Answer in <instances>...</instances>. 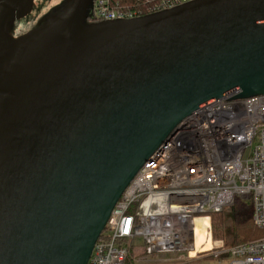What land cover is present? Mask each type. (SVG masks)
Instances as JSON below:
<instances>
[{"label": "water", "instance_id": "obj_1", "mask_svg": "<svg viewBox=\"0 0 264 264\" xmlns=\"http://www.w3.org/2000/svg\"><path fill=\"white\" fill-rule=\"evenodd\" d=\"M32 6L0 0V264H86L184 117L264 93V0H189L88 24L92 0H67L12 39Z\"/></svg>", "mask_w": 264, "mask_h": 264}, {"label": "built area", "instance_id": "obj_2", "mask_svg": "<svg viewBox=\"0 0 264 264\" xmlns=\"http://www.w3.org/2000/svg\"><path fill=\"white\" fill-rule=\"evenodd\" d=\"M186 1L92 0L91 15L127 19ZM236 196L252 202L264 232V93L233 92L184 117L130 180L86 264H131L135 249L149 259L189 255L196 218L209 227L210 213ZM219 263L264 264V235L231 246Z\"/></svg>", "mask_w": 264, "mask_h": 264}, {"label": "trees", "instance_id": "obj_3", "mask_svg": "<svg viewBox=\"0 0 264 264\" xmlns=\"http://www.w3.org/2000/svg\"><path fill=\"white\" fill-rule=\"evenodd\" d=\"M88 18L94 19L91 14ZM253 210V204L250 200L236 196L230 206L218 212H211L212 237L223 239L225 246H233L262 237L264 232L255 225ZM194 231L195 241L190 250V255L196 257L199 252L212 248L207 219L196 218Z\"/></svg>", "mask_w": 264, "mask_h": 264}, {"label": "rangeland", "instance_id": "obj_4", "mask_svg": "<svg viewBox=\"0 0 264 264\" xmlns=\"http://www.w3.org/2000/svg\"><path fill=\"white\" fill-rule=\"evenodd\" d=\"M67 0H33L32 10L24 17L17 19L10 27V37L17 39L29 31L39 27L46 22L50 16H58L64 8ZM5 44L0 48V58ZM208 231L212 240V248L203 252H199L196 257L187 255L186 252L172 253L177 255H163L160 259L152 257L149 259L145 256L142 249H135L134 260L131 264H220L223 259L228 258L230 247L225 246L223 239H214L212 237L211 219L209 217ZM138 251H141L138 253ZM189 256V257H188ZM157 260V261H154Z\"/></svg>", "mask_w": 264, "mask_h": 264}, {"label": "flooded vegetation", "instance_id": "obj_5", "mask_svg": "<svg viewBox=\"0 0 264 264\" xmlns=\"http://www.w3.org/2000/svg\"><path fill=\"white\" fill-rule=\"evenodd\" d=\"M94 18V17H93ZM94 22H97L95 19H92V18H86V22L85 23H94Z\"/></svg>", "mask_w": 264, "mask_h": 264}]
</instances>
